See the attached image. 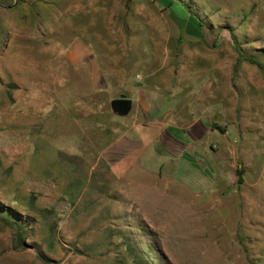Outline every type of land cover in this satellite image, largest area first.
<instances>
[{
    "label": "rangeland",
    "instance_id": "rangeland-1",
    "mask_svg": "<svg viewBox=\"0 0 264 264\" xmlns=\"http://www.w3.org/2000/svg\"><path fill=\"white\" fill-rule=\"evenodd\" d=\"M155 4L156 59L60 62L0 0V264H264V0Z\"/></svg>",
    "mask_w": 264,
    "mask_h": 264
},
{
    "label": "crops",
    "instance_id": "crops-1",
    "mask_svg": "<svg viewBox=\"0 0 264 264\" xmlns=\"http://www.w3.org/2000/svg\"><path fill=\"white\" fill-rule=\"evenodd\" d=\"M145 1L162 8L156 0H56L54 21L40 27L41 40L50 34L42 45L56 47L60 62H140L147 49L156 59L162 24L142 20Z\"/></svg>",
    "mask_w": 264,
    "mask_h": 264
},
{
    "label": "water",
    "instance_id": "water-1",
    "mask_svg": "<svg viewBox=\"0 0 264 264\" xmlns=\"http://www.w3.org/2000/svg\"><path fill=\"white\" fill-rule=\"evenodd\" d=\"M132 101L129 97L121 95L110 101L111 110L119 116H125L131 109Z\"/></svg>",
    "mask_w": 264,
    "mask_h": 264
},
{
    "label": "trees",
    "instance_id": "trees-1",
    "mask_svg": "<svg viewBox=\"0 0 264 264\" xmlns=\"http://www.w3.org/2000/svg\"><path fill=\"white\" fill-rule=\"evenodd\" d=\"M249 60H250L251 62H255V60H254V59H252V58H249Z\"/></svg>",
    "mask_w": 264,
    "mask_h": 264
}]
</instances>
